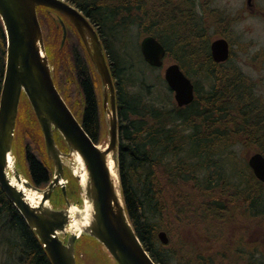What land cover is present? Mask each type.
I'll use <instances>...</instances> for the list:
<instances>
[{
  "label": "trees",
  "instance_id": "obj_1",
  "mask_svg": "<svg viewBox=\"0 0 264 264\" xmlns=\"http://www.w3.org/2000/svg\"><path fill=\"white\" fill-rule=\"evenodd\" d=\"M67 1L81 9L98 27L110 56L111 71L117 80L119 172L123 197L133 227L153 260L158 264H217L222 259L220 255L231 256L238 252L241 264H264V254L260 256L256 253L257 242L252 250L245 246L251 222L257 224V219H261L264 226L263 195L255 187L256 179L250 171L237 175L232 164L230 169L225 165V168L222 167L225 161L220 158V152L228 147L225 142L227 133L231 132V137L241 133L238 125L232 123L234 120L230 123L228 119L231 113H237V109L227 110L228 96L232 95L237 100L244 97L240 81H236L235 89L228 91L226 83L229 81L223 78L227 70L211 60L203 33L193 23L192 27L189 25L193 20L189 14L183 12L182 22L177 21L178 8L169 13L163 12L150 27L142 28L139 14H132L133 10L142 11L141 0H136L135 5L132 0ZM170 2L163 8L169 7ZM133 25L139 32L142 30V37L155 35L166 46L168 56L175 59L188 74L187 63L194 61L197 72L211 76L213 84L202 108L195 100L187 106L176 104L170 109L149 106L134 90L135 94H129L127 84L135 86L136 83L130 80V61H125L127 56L121 55L119 49L126 48L120 34L130 32ZM6 41L0 18V94L5 72ZM136 48L138 51V46ZM57 51L63 49L58 47V55ZM127 54L129 60L134 57L128 50ZM57 55L55 57L59 59ZM139 55L143 59L140 52L138 58ZM81 57L75 55L70 59L83 90L82 107L76 114L90 137L99 142L102 132L99 105L89 65L82 62ZM260 123L264 128V119ZM31 146V143L27 144L24 150L28 174L35 185L43 186L49 182L51 172ZM262 150L264 152V148ZM231 178H236L238 182L233 183ZM235 185H239V189H234ZM238 197H241L240 201ZM234 208L239 219L240 236L230 242L226 238L227 242L219 249L218 241L222 234H227L223 232L224 224ZM245 213L248 214L246 220ZM172 219L189 224H194V221L208 222L207 237L213 238L216 256L201 250L194 254H186L178 248L175 250L182 253L165 250L158 233L160 230L171 232ZM211 220L218 225L211 224ZM211 225L215 227L214 236L210 233ZM2 243L7 245L5 255L16 264H52L35 232L0 185V246Z\"/></svg>",
  "mask_w": 264,
  "mask_h": 264
},
{
  "label": "water",
  "instance_id": "obj_2",
  "mask_svg": "<svg viewBox=\"0 0 264 264\" xmlns=\"http://www.w3.org/2000/svg\"><path fill=\"white\" fill-rule=\"evenodd\" d=\"M39 6L52 8L70 19L101 76L108 126V143L105 147H100L93 141L56 88L38 19ZM55 15L53 16L57 20ZM0 18L8 41L0 95L2 189L38 236L52 264H77L75 246L78 235L67 230L72 217L65 186L62 188L67 208H52L46 202L51 198L55 187L62 185L60 179L64 177L66 165L64 158L78 154L81 165L76 177L85 197V204L88 202L90 205V218L82 226V234L99 241L117 264H157L142 244L126 210L119 172L115 87L96 29L81 10L65 0H0ZM59 19L63 28L62 47L67 29ZM228 49L226 40L214 41L211 45L214 60L225 61ZM141 51L145 61L151 66L159 67L163 64L166 49L155 37H145L141 42ZM165 79L175 92V100L180 107L194 100V85L178 64L174 63L166 68ZM22 92L27 95L33 107L44 135L48 156L55 166L54 178L46 189L40 190L30 182H24L27 187L42 193L38 205L30 204L9 177L11 173L18 182L22 181L20 172L8 158L12 155ZM56 132H60L64 138L69 152H63L57 145ZM248 162L256 177L264 182V156L260 153L253 154ZM61 234L66 235V241L61 238ZM158 235L162 243L168 242L165 231Z\"/></svg>",
  "mask_w": 264,
  "mask_h": 264
},
{
  "label": "rangeland",
  "instance_id": "obj_3",
  "mask_svg": "<svg viewBox=\"0 0 264 264\" xmlns=\"http://www.w3.org/2000/svg\"><path fill=\"white\" fill-rule=\"evenodd\" d=\"M142 1V11L133 10L132 14H139L142 28L150 27L153 22L160 18L163 12L169 13L170 11L178 8L183 10L186 14H190L191 8L196 7L197 0H176L170 2V0H141ZM132 4H137L136 0H132ZM164 2H170V6L163 8ZM259 4L263 7V1H258ZM214 4L222 7L224 0H215ZM239 0H227L225 5H228L230 10V17L233 18L235 11L240 5ZM145 12V13H143ZM179 13L177 18L178 22H182V13ZM144 14V15H143ZM143 16V17H142ZM40 23L43 29L45 45L48 55L50 57L52 70L54 74V80L56 84L61 89L64 94V97L71 108L78 114L79 109L82 105V96L75 84L74 72L72 71V52L76 47H79L81 44L79 42L78 34L74 29H69L68 39L65 43L63 51H57L58 45L60 42V30L56 29L54 21L47 13H41L39 15ZM142 17V18H141ZM192 23L195 27L194 20L189 25L192 27ZM193 29V28H191ZM213 30L211 32L213 33ZM232 30V41H233V52L232 57L229 62V66L234 68L236 72H242L247 78L248 86L264 101V22L261 18L255 16H247L240 22L231 23ZM126 34H120L122 41L126 44V48L120 47V54L126 55L127 60L130 66V80L136 83L135 86L127 84V90L129 94L138 93L142 96V100L146 102L149 106H161L165 109L173 108L176 105L174 98V92L169 89L167 82L165 81L164 74L166 67L176 62L175 59L170 58L169 56L165 59L164 65L160 68L150 67L145 61L138 58V52H140V41L142 36L140 32L142 30L133 25ZM210 33V32H209ZM210 33V34H212ZM138 46V51L136 46ZM128 48V49H127ZM130 53L134 57L129 60ZM61 53V54H60ZM119 53V51H117ZM141 53V52H140ZM59 56L58 59L55 56ZM120 56V55H119ZM125 56V57H126ZM129 58V59H128ZM196 62L187 63V71L190 72V77L193 80L196 86V100L199 107H203L204 98L207 96L210 86L213 84L211 76L205 73L197 72L194 65ZM97 72L93 69V77L95 80V85L98 90V96L100 100V122L102 127L100 144L105 146L108 142V126L106 123V113L103 109V85L99 78L97 77ZM134 90L135 92H133ZM20 107H19V117L16 125V135H15V144H14V156L17 159V164L22 170H26L27 165L25 161V146L29 143L32 144L31 149L34 150L43 161H45L49 166L53 167L52 160L49 159L47 155V150L45 146V141L43 137V132L37 122V119L34 115L32 106L26 96L21 98ZM252 123L257 130H263L260 121L257 118H251ZM238 125V124H237ZM229 127V126H228ZM225 128V127H224ZM223 128V129H224ZM227 128V127H226ZM264 133V132H263ZM231 132L227 133L226 143L227 146L223 152H220V158L225 161L223 162L222 167H228L232 164L236 168V174H241L244 171H248V156L256 151V148H264V143L251 145L249 142H244V135L233 136L231 137ZM60 146L63 147V151H66L67 147L64 144L63 138L60 136ZM59 138L56 136V140ZM65 145L62 146L61 142ZM263 145V146H262ZM222 151V150H221ZM247 153V156H246ZM219 158V159H220ZM229 164V165H228ZM71 161L66 160V173L65 177L68 178L69 183L67 184V193L68 200L73 205L79 207L82 206V191L77 183V180L71 176ZM224 167V168H225ZM225 170V169H224ZM228 173V169H227ZM236 178H231L233 183H237ZM239 185H235L234 189H239ZM238 200H241V197H238ZM51 206L55 207H64L65 200L62 192L59 190L56 195H53L50 199ZM236 208L231 212L228 221L224 224V233H227L226 236L222 234L220 240L218 241L219 249L220 245H223L226 241L236 240L240 236L238 228V216L235 215ZM247 216L248 214L245 213ZM231 219V220H230ZM171 232L166 230L169 236V244L164 246V249L171 252H178L175 249L178 248L180 251H183L186 254H194L196 251L201 250L206 254L211 256H216L214 246L212 245V239L208 236L209 223L203 221H194V224H189L187 221L183 223H178L176 220H171ZM217 224L218 222L211 220V224ZM211 225L210 233L212 236L215 235V227ZM218 225V224H217ZM220 225V224H219ZM260 227L262 225L260 224ZM218 228V227H217ZM255 223L252 221L250 224V231L247 242L245 244L246 248L252 250L253 245H255V239L258 237V232L255 230ZM263 233V231H262ZM207 234V235H206ZM211 236V237H212ZM217 245V243H215ZM232 244H235L232 242ZM238 245V244H236ZM242 245V244H240ZM0 264H16L13 259H9L6 254L7 245L2 243L0 246ZM240 249H243V246H239ZM217 248V250H219ZM245 251V250H244ZM76 253H77V262L78 264H116L112 257L107 253L103 246L97 242V240L92 239L89 236H82L79 240L76 241ZM218 253V251H217ZM238 252H234L229 255H220L222 259L216 262L217 264H241L237 255ZM239 254V253H238ZM264 258L262 259V262Z\"/></svg>",
  "mask_w": 264,
  "mask_h": 264
},
{
  "label": "flooded vegetation",
  "instance_id": "obj_4",
  "mask_svg": "<svg viewBox=\"0 0 264 264\" xmlns=\"http://www.w3.org/2000/svg\"><path fill=\"white\" fill-rule=\"evenodd\" d=\"M213 1H215V0H197V4L195 5L196 7L193 9V7H194V5H193V7L191 8L190 14H191L192 19L194 20L196 29L200 30L203 33L204 39L206 40V42L208 44L207 47L209 46V48H210L212 42H214L218 39H221V40L223 39V40H226L228 42V44H229V57H228L227 61L217 62L211 56V60H213L216 64L223 66L227 70V72H225L226 74L223 75V78H227V81H229L226 83L228 86V91L230 92V90L232 88L235 89L237 84H238V83H236V81L239 80L240 81L239 86L241 88L240 91L244 95V97L241 100H237L232 95L228 96V103L231 106H233L231 109H233L234 107H235V109H237L236 110L237 113H235V112L231 113V115L228 117V119L230 120V123L234 120V122H232V123H234L235 125L238 124V127H239L240 132H241L240 135H244V137H243L244 142L243 143L249 142L250 144H255L256 146H258V144L264 143V133L262 130L255 129L251 118L255 117L260 122L264 119V115H262V112H264V101L248 86L247 78L244 76V74L242 72H236L234 70V68H232L228 64L231 60L232 52H233V41H232V36H231V34H232L231 23L243 21V19L247 16H255V17L261 18L262 21L264 22V6L262 7L259 4L258 1H260V0H251L250 3H248V0H239L241 3L239 5V7L237 8V10L235 11L236 16H233V18H231L229 7H228V5H225V1H227V0H224V4L222 5V7L214 4ZM261 1H263V3H264V0H261ZM50 11L58 12L59 15L61 16V18L64 21L66 28H67V37L69 34V32H68L69 29H74L76 31L75 27L70 22L69 18L67 16H65L64 14H62L61 12L56 11V10L51 9V8H48V7H38L39 15L41 13H47L49 15ZM181 12H183V10H179L178 16H179V13H181ZM94 27L96 28L97 33L99 35V38H100L102 45L104 47V51L106 53L108 64L111 67L110 56L108 55V51L106 49V46L104 45L101 34L99 33V29L95 25H94ZM57 28H60L61 33H62L61 26L59 25ZM212 29H214L213 33L211 32ZM209 32L212 34H210ZM78 37H79V42L81 45L74 49V51L72 52V58L75 57V55H78L79 57L82 56L81 57L82 62L88 63L89 69H90L91 81H92V84L94 86V92L96 94L97 102L99 105L100 100H99V96L97 93L98 90H97L96 85H95V80L93 77V69L94 68L92 66V61L90 60V57L88 55V51H87L85 42L82 40V38L79 36V34H78ZM72 71L74 72L75 84H76L77 88L79 89L80 94H82L83 90H82V87L80 86V83L78 81L76 68H74L73 66H72ZM97 77H98V75H97ZM112 77H113V75H112ZM113 81H114L115 87H117V80L114 77H113ZM194 86H195V84H194ZM195 94H196V86H195ZM117 99H118V96H117V88H116V104H117ZM81 107H82V105H81ZM117 109H118V106H117ZM99 111H100V105H99ZM232 111H234V109ZM75 115L78 117V119L82 123V120L79 118V116L76 113H75ZM248 119H249V124H248ZM100 125H101V122H100ZM256 151L260 152L263 150L261 148L257 147ZM256 151H254V153ZM246 156H247V153H246ZM47 166L49 167L50 172H51V178L47 184H45L43 186H37V185H35L34 181H32V179L30 178L31 183L39 189L46 187L52 179L54 165L52 167V166H49L47 164ZM254 177L256 179L255 187L259 191L260 190L263 191L264 190V183L261 180H259L258 178H256V176H254ZM59 190L61 191L60 187L55 188V194L54 195H56ZM245 220H246V218H245ZM255 231L259 233L258 237L255 239V242H257V244H258V248H257L256 253H258L260 256H263L262 255V254H264V233H262L263 228L258 226L255 228Z\"/></svg>",
  "mask_w": 264,
  "mask_h": 264
},
{
  "label": "bare ground",
  "instance_id": "obj_5",
  "mask_svg": "<svg viewBox=\"0 0 264 264\" xmlns=\"http://www.w3.org/2000/svg\"><path fill=\"white\" fill-rule=\"evenodd\" d=\"M167 4H168V2H164L163 6H165ZM232 107L233 106L228 104L227 110L232 111V109H231ZM233 109H235V107ZM262 115H264V112H262ZM73 158H74L73 171L78 176L79 170H80V165H81V159H80L78 154H74ZM11 163H13V157L12 156H11ZM82 176H84V175H82ZM12 183L14 185H16L24 193L25 199L30 204L37 205L40 203L41 195L31 188H27L25 186L24 181H22L21 183H18L16 181V179L13 178ZM260 192H261V195H263L262 198L264 199V190L263 191L260 190ZM69 212H70V215L72 217L70 224H69V229L72 230L73 232L77 233V234H80V232L82 231V226H84L90 218V205L88 204V202H86L84 207L72 205L70 207Z\"/></svg>",
  "mask_w": 264,
  "mask_h": 264
}]
</instances>
